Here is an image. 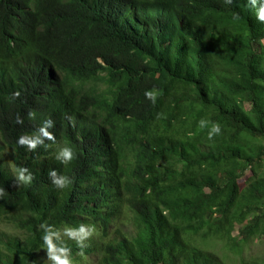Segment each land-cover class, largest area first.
Listing matches in <instances>:
<instances>
[{"label": "trees", "instance_id": "obj_1", "mask_svg": "<svg viewBox=\"0 0 264 264\" xmlns=\"http://www.w3.org/2000/svg\"><path fill=\"white\" fill-rule=\"evenodd\" d=\"M244 3L0 0V223L22 234L0 264H51L46 231L73 264H262L244 254L264 237V22ZM126 211L133 233H113ZM81 224L91 243L61 237Z\"/></svg>", "mask_w": 264, "mask_h": 264}, {"label": "clouds", "instance_id": "obj_2", "mask_svg": "<svg viewBox=\"0 0 264 264\" xmlns=\"http://www.w3.org/2000/svg\"><path fill=\"white\" fill-rule=\"evenodd\" d=\"M230 3L231 0H228ZM245 7H250L255 11V17L258 21L264 22V0H245L244 3ZM238 18V16L236 17ZM18 94V93H17ZM146 98L151 99L155 102L156 93L151 90H146L144 93ZM17 123H23L19 116L16 118ZM50 125V121L48 122ZM208 121L201 119L199 124L203 127ZM220 125L219 123L212 122L211 129L208 133L209 137L211 138L214 134H218L220 132ZM40 132L44 136L50 137V134L46 131L44 127L40 128ZM51 138V137H50ZM39 142V137H30L27 134L20 135L17 139V143L20 145H27L29 148H35L36 144ZM60 155L62 156V162H67L73 158V151L70 147H64L61 149ZM18 179L25 182H31V174L28 176H24L23 173L27 171L23 167L17 168ZM49 176L53 178V183L56 186L64 187L65 185L70 183V180L67 176L64 175H56L54 170L49 172ZM2 189H0V193H2ZM68 231L69 235L76 236L79 238V241H82L85 237L92 234L94 231L93 227L90 225L81 224L79 227H74ZM55 233L52 231H46V234L42 237L44 241V245H46L47 256L50 260L54 262V264H71L70 262V249L64 246H59L53 239Z\"/></svg>", "mask_w": 264, "mask_h": 264}, {"label": "rangeland", "instance_id": "obj_3", "mask_svg": "<svg viewBox=\"0 0 264 264\" xmlns=\"http://www.w3.org/2000/svg\"><path fill=\"white\" fill-rule=\"evenodd\" d=\"M264 145V142H263ZM3 162L7 165V166H11L10 169H12V167H14V152L11 151L10 149H6L5 152H3ZM223 171V167L219 166V167H215V168H209L206 165H202V166H197L194 167L190 170V176L191 177H198V176H203L205 178H210L212 176V174H218L221 173ZM252 176L251 171H247L246 176L240 181V183L242 185H244V183L246 182V180L248 178H250ZM131 213L126 211L123 215V218L119 219L118 222L115 223V225H113V228L116 227V229H113L112 232L113 233H117L119 235H130L133 233L134 231V224L131 218ZM71 228H67L65 229V231H63V233L61 234V237L66 239V238H72L73 240L78 241L79 238L76 236H72L68 234V231L66 230H70ZM2 235H10V236H16V235H21V231L18 230L16 228V225L14 224H10V222H3L0 223V236ZM238 235V231L236 230L233 233V236H237ZM94 240L93 239V232L91 235L85 237L82 241L80 242H84V243H91V241ZM213 244L209 243L205 248L207 250V252H215L217 254H226L227 256L230 257V260L232 262L238 263L240 261V258L237 256H234L230 253H228L224 246L223 243L220 242H212ZM41 259L46 262V263H51L54 264V262L52 260H50L47 256V251H44L41 255H40ZM244 258L248 261H257L260 262L262 264H264V237L262 238H257L255 239L252 243H250L245 251L244 254ZM71 264H73V260L71 261Z\"/></svg>", "mask_w": 264, "mask_h": 264}]
</instances>
